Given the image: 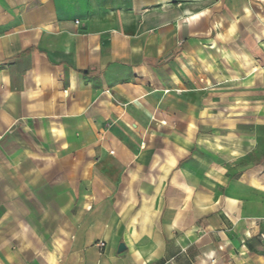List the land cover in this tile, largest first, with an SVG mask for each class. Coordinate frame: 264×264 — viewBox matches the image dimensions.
<instances>
[{"label":"crops","instance_id":"crops-1","mask_svg":"<svg viewBox=\"0 0 264 264\" xmlns=\"http://www.w3.org/2000/svg\"><path fill=\"white\" fill-rule=\"evenodd\" d=\"M48 262L264 264V0H0V264Z\"/></svg>","mask_w":264,"mask_h":264},{"label":"rangeland","instance_id":"rangeland-1","mask_svg":"<svg viewBox=\"0 0 264 264\" xmlns=\"http://www.w3.org/2000/svg\"><path fill=\"white\" fill-rule=\"evenodd\" d=\"M226 69V68H225ZM227 70V69H226ZM221 83H220V86H219V90L220 91H228V90H241V89H244V87H242V85L243 84H241V83H238V85H236V84H233V82L232 83H230V82H227V81H223L224 79L223 78H221ZM211 86V84H209V83H205L204 84V87L205 88H207V87H210ZM210 89V88H209ZM254 89L256 90V89H261V84L259 83V82H257V83H255L254 84ZM226 101V100H225ZM48 256V255H47ZM49 263V262H48ZM49 264H51V263H49Z\"/></svg>","mask_w":264,"mask_h":264},{"label":"water","instance_id":"water-1","mask_svg":"<svg viewBox=\"0 0 264 264\" xmlns=\"http://www.w3.org/2000/svg\"><path fill=\"white\" fill-rule=\"evenodd\" d=\"M125 250V246H124V244H119V246H118V253H121V252H123Z\"/></svg>","mask_w":264,"mask_h":264},{"label":"built area","instance_id":"built-area-1","mask_svg":"<svg viewBox=\"0 0 264 264\" xmlns=\"http://www.w3.org/2000/svg\"><path fill=\"white\" fill-rule=\"evenodd\" d=\"M98 246H99V248H102V247H104V243H103V242H100V243L98 244Z\"/></svg>","mask_w":264,"mask_h":264}]
</instances>
